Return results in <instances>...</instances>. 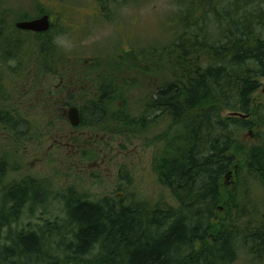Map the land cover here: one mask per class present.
Returning <instances> with one entry per match:
<instances>
[{"label":"trees","instance_id":"obj_1","mask_svg":"<svg viewBox=\"0 0 264 264\" xmlns=\"http://www.w3.org/2000/svg\"><path fill=\"white\" fill-rule=\"evenodd\" d=\"M202 1V6L191 3L190 15L184 21L174 13L180 26L174 28L177 37L165 47L164 58L152 47L146 51V47H129L115 56L103 48L104 53L97 51L86 60L95 68L108 55L115 59L117 69L133 68L130 62L144 64L155 76L165 75L157 72L170 65L167 73L171 80L157 84L149 99L138 103L135 114L123 99V85L116 82L117 70L101 77L92 90L95 97L78 108L80 123L123 136L149 130L160 118H166L169 129L163 133L153 166L178 206L152 207L136 201L115 204L71 195L65 207L74 226L72 255L68 261L59 260L43 254L42 238L35 231L9 230L3 234V228L18 220L21 208L40 195V186L32 179L26 184L12 181L0 198V264L10 258L19 264H231L240 250L250 258L264 257V210L255 208L251 198L245 197L242 203L238 191L239 195L228 194L220 184V178L238 164L245 176L253 175L264 186V141L261 138V145L246 149L238 137L246 128L264 129V106L253 108L251 99L260 86L259 79L264 78L262 0H220L224 6L216 11L212 10L216 1ZM206 3L211 11L201 9ZM41 8L40 12L47 13ZM208 15L212 16L207 18L208 27L215 34L204 39L192 31L203 30L199 20ZM189 28L193 30L188 32ZM18 32L20 37L35 36L44 76L62 70L66 54L41 39V33L0 28L1 54L19 49L23 41L12 37ZM142 51L138 59L136 52ZM69 60L71 63L72 56ZM89 71L84 70L82 76ZM220 106L230 109V114L220 116ZM7 122L8 117L0 120ZM111 122L117 123L110 129ZM7 170L6 160L0 156V181ZM220 207L224 215L219 214ZM95 248V257L86 259L84 256Z\"/></svg>","mask_w":264,"mask_h":264},{"label":"rangeland","instance_id":"obj_2","mask_svg":"<svg viewBox=\"0 0 264 264\" xmlns=\"http://www.w3.org/2000/svg\"><path fill=\"white\" fill-rule=\"evenodd\" d=\"M210 1H216V6L212 8L214 11L224 6L220 0ZM262 1L259 8L264 10ZM98 2L0 0V28H15L17 21L47 14L49 28L34 33H41V39L51 43L58 52L65 53L67 58L62 70L44 76L35 36L20 37L22 33L19 32L12 35L13 39L20 37L23 41L19 49L17 47L16 52L5 53V56L0 52V120L8 117L7 123H0V156L8 165L7 173L0 181V198L5 185L12 181L26 184L32 179L36 186H40L37 201L26 203L19 212L18 220L9 228H3V234L9 230L35 231L36 236L42 238L43 254L59 260L68 261L72 255L74 226L65 207L71 195L76 198L80 197L76 194H80L89 201L106 199L115 204L136 201L152 207L158 204L161 207H166V204L178 206V201L160 183L153 166L156 152L164 141L163 133L169 129L166 118H160L149 130H136V134L132 131L123 136L88 123L79 122L77 126H72L68 121V108L87 105L95 97L92 90L97 88L99 79L117 70L116 82L123 85L120 89L123 99L135 114L138 103L147 101L157 84L171 80L167 73L170 65L167 63L157 72L165 75L155 76L145 70L144 64L136 66L130 62L132 69L128 66L117 69L115 59L110 56H115L119 50H129V47H146L144 51L152 47L164 58L167 54L165 47L177 37L174 28L180 26L174 13H178L184 21L185 16L190 15L191 3L202 6L204 1ZM41 7L47 13L40 12ZM201 9L211 11L207 3ZM198 12L199 8L194 14ZM208 17L212 18L208 15L199 20L203 30L189 28L188 32L193 30L194 34L198 33L204 39L212 37L215 31L208 27ZM103 48L108 49L110 56H105L106 59L95 68L88 66L91 56L97 51L104 53ZM170 50L176 52L173 46ZM144 51L136 52V57L141 59ZM67 55L72 56L71 63ZM84 70H90V74L82 76ZM259 83L251 98L253 108L264 106V78H260ZM259 110L262 112L263 108ZM218 111L220 116L230 114V109L225 106L218 107ZM103 122L106 123L107 119ZM115 123H110V129ZM263 136L264 129L260 126L238 133L246 149L261 145ZM220 184L228 194L239 195L238 191L242 195V203L251 198L255 208L264 210V186L253 175L245 176L238 164L220 178ZM222 211L223 207H220L219 214L222 215ZM97 253L95 248L84 257L93 259ZM5 262L19 264L14 258ZM231 264H264V257L250 258L241 255L240 250Z\"/></svg>","mask_w":264,"mask_h":264},{"label":"water","instance_id":"obj_3","mask_svg":"<svg viewBox=\"0 0 264 264\" xmlns=\"http://www.w3.org/2000/svg\"><path fill=\"white\" fill-rule=\"evenodd\" d=\"M15 27L25 31L43 32L49 28V19L47 14H44L40 18L17 21ZM68 121L72 126L79 124L80 116L77 107L71 106L68 108Z\"/></svg>","mask_w":264,"mask_h":264}]
</instances>
